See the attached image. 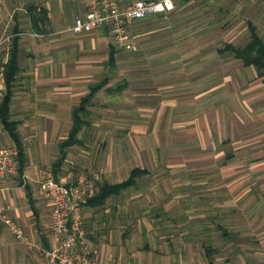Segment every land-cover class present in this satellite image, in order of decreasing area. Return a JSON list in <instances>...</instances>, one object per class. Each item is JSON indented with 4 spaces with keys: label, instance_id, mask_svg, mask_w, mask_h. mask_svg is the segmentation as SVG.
Listing matches in <instances>:
<instances>
[{
    "label": "crops",
    "instance_id": "0c3cea01",
    "mask_svg": "<svg viewBox=\"0 0 264 264\" xmlns=\"http://www.w3.org/2000/svg\"><path fill=\"white\" fill-rule=\"evenodd\" d=\"M82 1L0 0V37H10L9 43L0 46L6 50L0 52V102L6 90L3 69L16 36L19 71L9 100V119L16 122L24 157L23 172L9 189L0 191V206L28 237L47 247L55 241L49 226L50 207L37 195L39 172L49 168L58 178L55 170L71 155L67 151L55 166L60 144L73 123V108L101 76L103 59L112 45L106 27L80 34L67 30L82 10ZM174 1L172 11L131 24L138 50L122 51L135 54L142 49L138 57L143 60L142 70L130 74L128 87H119L116 93L106 91L111 88L109 82L102 86L88 107L99 116L90 122L94 126L90 140L101 146L104 156L94 177L97 182L118 183L134 168L156 177L157 170L174 172L200 159L203 211L217 219L223 230L215 247L221 253L208 259L203 248L199 264H264V75L229 52L240 67L227 71L223 51L226 45H246L253 26L264 39L251 19L242 25V34L248 38L243 45L235 44L236 36L227 39L226 22H211L208 15L179 21V13L191 12L194 6ZM159 16L171 18L164 24L153 23ZM150 21L151 28H135L136 23ZM159 29L166 31L157 34ZM159 37L184 46L164 51L143 47L153 44L148 42L152 38L159 42ZM221 41L223 47L212 53L194 49V45ZM245 72L253 75L244 78ZM12 143L0 120V147ZM172 182L174 186L196 183ZM176 196L171 200L177 201ZM109 210L105 206V213ZM96 215L88 213L84 227L102 264H198L181 255L182 245L191 251L193 243L188 240L178 245L166 240L162 231L100 230ZM0 264L47 262L0 222Z\"/></svg>",
    "mask_w": 264,
    "mask_h": 264
},
{
    "label": "rangeland",
    "instance_id": "374dc122",
    "mask_svg": "<svg viewBox=\"0 0 264 264\" xmlns=\"http://www.w3.org/2000/svg\"><path fill=\"white\" fill-rule=\"evenodd\" d=\"M74 1L78 2L80 0ZM173 2L175 4L174 0ZM179 2H188L189 5L194 6L193 9H190L192 10L191 12L179 13V21H185L186 16L193 15L194 18L199 20L203 15H208L211 22L218 20L220 22H226L228 25L227 29L230 30L228 31L226 29L225 36L227 39H233V37L236 36V38L234 37L233 39L236 42L235 44L243 45L248 42V38L245 37V34H242V25L243 23L245 24L248 19H251V21H253L258 27V32L264 39V0H179ZM202 7H204V9H202ZM169 18L171 17L159 16L152 22L164 24ZM148 25H150L149 28L153 27L150 21L145 23L142 22L140 24L136 23L135 28L138 29L139 27H145L144 29H146ZM164 31L166 30L162 31L159 29L157 34ZM160 39L161 37L158 39L159 42L154 38L149 39L148 42L151 41L153 44H145L143 47L151 45L152 49L156 48L157 51H164L170 48L184 46L167 43L165 40L160 41ZM223 45L224 42L221 41L202 46L194 45V49H196L195 51L199 49L198 51L212 53L217 48L223 47ZM4 51L6 50L0 49V52ZM140 51H142V49L135 54L124 53V51L116 49L111 45L108 55L104 57L102 62L101 76L97 78V81L92 82L90 85L98 84L103 81H105V84L109 82L111 86L109 89H114L113 93L118 92L117 90H119V87H128V80L133 77L130 74H136V71L142 70L141 64H143V60L138 58L141 56ZM225 55H227V71L228 69L233 71L237 69L236 67H240V64L237 63L232 56H229L227 51H225ZM110 56H112V60ZM124 59L125 61L123 62ZM243 75L244 78H248L253 74L252 72L251 74L245 72ZM109 89L106 88V91L112 93ZM85 95H83L82 98ZM79 103L75 105V107H77ZM92 103H94L93 98L86 104V106L89 107ZM98 104L99 103H97V105ZM87 110L88 113L85 119L87 120L88 125L83 126L79 132L81 142L74 148L71 147L69 149L68 147L67 150L71 151V155L67 162H64L61 167L58 169L55 168V174L59 180L65 183H69L76 177L82 175L87 180L91 181L96 189L97 183H99L97 181L99 180H96L94 177V172L98 171L104 163V156L100 152L101 146L90 140V133L94 129V126L90 122L98 120L99 116L97 112H91L88 108ZM230 151L233 152L232 150ZM195 162L193 164H186L185 168L174 172L162 168L154 173L156 177L147 175L142 176L138 180L136 187L127 189L119 197L107 200L105 206L110 209L108 213H105L104 210H96L88 207L87 205L84 206V223L88 219V213L93 214L95 211L98 213V215L95 216L97 218L96 220L102 224V227L99 228L100 230L162 231L165 239L168 241L172 240V242L177 244H184L188 240L193 243L191 251L185 250L182 245V256L193 258L194 260H197L199 264V261H201V258L203 257L202 250L204 248L205 252L208 254L205 256H207L208 259L215 258L221 253L217 251V248L215 247H218V238L221 237L220 234L223 229L219 228V222L217 219L204 214L203 198L201 196L203 189L200 186L202 180V172L200 169L201 160L198 159ZM48 166L52 169L54 168L51 164ZM185 179L194 180L196 183L177 186L173 185V180L184 181ZM153 185H155V187ZM175 196L179 198L177 201H172L171 198H174ZM118 206L120 208H118ZM161 210L164 211V215L161 214ZM117 214L118 216L122 215V218L118 217ZM178 248L180 252V247L177 246V249Z\"/></svg>",
    "mask_w": 264,
    "mask_h": 264
},
{
    "label": "built area",
    "instance_id": "2783aa9c",
    "mask_svg": "<svg viewBox=\"0 0 264 264\" xmlns=\"http://www.w3.org/2000/svg\"><path fill=\"white\" fill-rule=\"evenodd\" d=\"M83 8L67 30L74 34L106 27L116 49L135 52L138 44L130 26L139 19L174 9L172 0H83ZM9 36L0 37V46L9 43ZM19 150L16 144L0 147V191L9 189L19 174ZM95 186L80 175L65 183L49 168H42L37 180V195L50 207V232L54 245L28 237L23 228L0 206V222L13 237L42 256L47 264H102L98 250L90 243L84 227V206L94 195Z\"/></svg>",
    "mask_w": 264,
    "mask_h": 264
},
{
    "label": "trees",
    "instance_id": "16d2710c",
    "mask_svg": "<svg viewBox=\"0 0 264 264\" xmlns=\"http://www.w3.org/2000/svg\"><path fill=\"white\" fill-rule=\"evenodd\" d=\"M37 18L35 22H37ZM19 39L14 36L12 38L9 59L4 65L3 76L5 80V94L0 102V120L3 127L9 133L11 139L16 144L19 150L18 155V169L19 172H23L24 157L22 154L21 138L16 130V122L11 121L9 114V100L12 93L13 83L15 76L19 71L18 65V51H19ZM224 52L233 53L235 57L240 58L245 65L253 66L259 75H264V42L258 35L256 28L251 27V38L250 41L243 47H235L233 45H226ZM113 55V54H112ZM111 60L113 59L110 56ZM105 84V81L90 86L88 93L81 99L79 105L73 109L72 112V126L67 138L60 144V155L55 166L60 163L66 156L68 147L73 144L80 143L81 141L77 138L78 133L83 126H87L88 122L85 119L88 113V106L86 104L94 97L95 93ZM116 89V88H115ZM112 92L114 89H109ZM148 171L145 169L134 168L131 170L129 176L122 182L109 183L102 181L97 183L94 195L88 200L87 206L96 210H104L107 200L110 198L119 197L124 191L129 188L136 187L138 180L147 175ZM164 211L161 210V214L164 215Z\"/></svg>",
    "mask_w": 264,
    "mask_h": 264
}]
</instances>
